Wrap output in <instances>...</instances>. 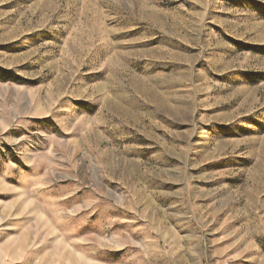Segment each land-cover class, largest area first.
<instances>
[{"label":"rangeland","instance_id":"rangeland-1","mask_svg":"<svg viewBox=\"0 0 264 264\" xmlns=\"http://www.w3.org/2000/svg\"><path fill=\"white\" fill-rule=\"evenodd\" d=\"M0 264H264V0H0Z\"/></svg>","mask_w":264,"mask_h":264}]
</instances>
